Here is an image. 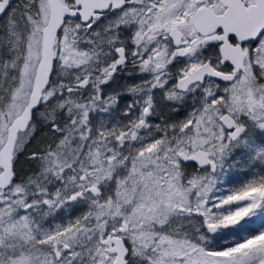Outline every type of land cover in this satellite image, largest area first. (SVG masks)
I'll use <instances>...</instances> for the list:
<instances>
[{"label":"snow or ice","instance_id":"snow-or-ice-1","mask_svg":"<svg viewBox=\"0 0 264 264\" xmlns=\"http://www.w3.org/2000/svg\"><path fill=\"white\" fill-rule=\"evenodd\" d=\"M0 264H264V0H0Z\"/></svg>","mask_w":264,"mask_h":264},{"label":"rangeland","instance_id":"rangeland-1","mask_svg":"<svg viewBox=\"0 0 264 264\" xmlns=\"http://www.w3.org/2000/svg\"><path fill=\"white\" fill-rule=\"evenodd\" d=\"M144 75L146 76L147 74H144ZM130 79H131V78H130ZM128 100H129V99H128ZM129 101H131V100H129ZM246 221H247L248 224H249L250 226H252V227H256V226H257L255 218H246L245 220H242L240 223L243 225V224L246 223Z\"/></svg>","mask_w":264,"mask_h":264},{"label":"trees","instance_id":"trees-1","mask_svg":"<svg viewBox=\"0 0 264 264\" xmlns=\"http://www.w3.org/2000/svg\"><path fill=\"white\" fill-rule=\"evenodd\" d=\"M127 99L131 100L132 98H131V96H128Z\"/></svg>","mask_w":264,"mask_h":264}]
</instances>
